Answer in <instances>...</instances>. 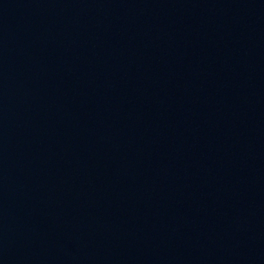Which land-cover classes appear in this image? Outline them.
<instances>
[{"label": "water", "instance_id": "95a60500", "mask_svg": "<svg viewBox=\"0 0 264 264\" xmlns=\"http://www.w3.org/2000/svg\"><path fill=\"white\" fill-rule=\"evenodd\" d=\"M0 264H264V0H0Z\"/></svg>", "mask_w": 264, "mask_h": 264}]
</instances>
